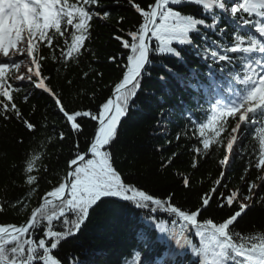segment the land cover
<instances>
[{
	"label": "snow or ice",
	"instance_id": "snow-or-ice-1",
	"mask_svg": "<svg viewBox=\"0 0 264 264\" xmlns=\"http://www.w3.org/2000/svg\"><path fill=\"white\" fill-rule=\"evenodd\" d=\"M114 2L132 17L118 18V49L100 57L89 45L94 25L110 20L104 0H0V129L18 126L12 138L26 145L10 165L21 194L7 195L16 180L0 189V216L14 214L0 220V264H91L80 238L104 205L131 210L136 241L131 259L112 264H264V229L239 226L264 209V0ZM52 62L63 84L52 83ZM153 80L159 93L145 91ZM145 106L159 108L158 174L176 181L163 195L126 171L129 157L117 151L124 126ZM197 187L187 207L178 194Z\"/></svg>",
	"mask_w": 264,
	"mask_h": 264
},
{
	"label": "trees",
	"instance_id": "trees-1",
	"mask_svg": "<svg viewBox=\"0 0 264 264\" xmlns=\"http://www.w3.org/2000/svg\"><path fill=\"white\" fill-rule=\"evenodd\" d=\"M106 9L110 11L111 17L107 22H97L92 29V36L94 37L93 44L89 45L98 52L100 57L107 56L109 54L115 53L118 49V42L112 39L113 34L116 33V28L119 27L116 21L120 16H125L128 18L132 17V11L128 9L125 4H117L114 0H104ZM186 12L194 11V8L188 7L185 9ZM125 28L128 27L126 23ZM91 59V58H90ZM195 67L196 65H192ZM56 67H58L55 62L50 63L47 73L51 74L53 79L52 83L63 84L62 80H57ZM96 68L100 71L105 72L104 82L107 83L109 76L103 63L96 64ZM203 71V69H201ZM77 71L76 69L73 70ZM183 69H180L181 74H183ZM155 76V73H153ZM78 79V77H74ZM91 81L85 84V87H89ZM145 91L155 90L159 93V87L155 80L144 85ZM66 102L68 96V89L65 88ZM75 95V92L72 93ZM107 95V92L104 93ZM145 99H151L140 96V101ZM32 103H37V101H32ZM39 106L41 111H43L44 100H40ZM79 103V101L77 102ZM87 103V101H85ZM139 103V101H138ZM155 103V101H153ZM23 111L27 114L29 112L28 105H23ZM159 112V108L156 107H144L142 113L136 114L133 119L129 120L124 126V134L121 137V142L117 145L118 153L123 155H128V160L122 162L121 166L125 168L126 171L131 170L135 176L147 177V180H141V183H147L150 188L157 192V194L163 195L165 189L169 186H175V178L168 176L166 179L163 175L158 174L159 164L162 160V156L154 151L153 146L157 144H164L163 138L155 137L152 135L154 126L156 125V116ZM197 116L200 115L199 112L196 113ZM36 118H40V113L36 114ZM53 117H50L52 120ZM58 119V117H56ZM176 117L172 118L169 122V128L172 134L175 135L176 132ZM8 131L4 132L0 129V157H3L7 153V159H0V189H3L6 180H16L17 186L13 187L8 184V197L12 198L19 196L22 189L18 186L20 181L16 179L17 173L14 171L10 165L15 162L17 164L23 160V152L26 145L21 146L15 143L13 136L18 135L22 129L15 125H8ZM171 138V137H169ZM251 141L249 137L245 141L247 145ZM51 153L57 151L56 149H49ZM170 153L165 152L164 156H168ZM181 159L187 162L190 156L186 153ZM131 161V163H129ZM51 166H55V159L51 161H46ZM240 161L237 160L236 165L233 166V172L229 176V183H233L235 176L240 173ZM187 167L185 164H177V169L183 171ZM207 167L202 168L201 171H207ZM199 177V173L197 174ZM218 172L214 167H212V176L216 177ZM256 173L253 172V178H255ZM259 183V181H257ZM47 187V185H45ZM210 187L209 184L204 185L206 190ZM201 189H197L191 193L184 194L179 193V199L183 203L187 201V207H193L197 202V196ZM246 191V189H245ZM4 196L2 190H0V198ZM223 213H219L222 215ZM207 215V213H205ZM14 214L9 211L6 216H0V220L13 221ZM241 228L251 229L253 226L257 229H264V209L260 207H255L248 212L242 220H240ZM80 242L83 243L84 249L88 250L89 260L91 264H112L113 261L117 259L123 261L127 256L129 259V253L132 252L135 246V238L132 230V213L127 207H122L120 205H104L103 207L96 210L95 213L91 215L90 220L87 222L86 228L83 230V235L80 238ZM71 245L66 246L65 250L70 251ZM83 258V257H82Z\"/></svg>",
	"mask_w": 264,
	"mask_h": 264
}]
</instances>
